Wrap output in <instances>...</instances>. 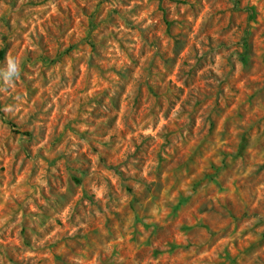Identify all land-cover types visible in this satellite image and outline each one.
I'll list each match as a JSON object with an SVG mask.
<instances>
[{"label": "rangeland", "instance_id": "obj_1", "mask_svg": "<svg viewBox=\"0 0 264 264\" xmlns=\"http://www.w3.org/2000/svg\"><path fill=\"white\" fill-rule=\"evenodd\" d=\"M0 264H264V0H0Z\"/></svg>", "mask_w": 264, "mask_h": 264}, {"label": "clouds", "instance_id": "obj_2", "mask_svg": "<svg viewBox=\"0 0 264 264\" xmlns=\"http://www.w3.org/2000/svg\"><path fill=\"white\" fill-rule=\"evenodd\" d=\"M8 61H9L10 66H12V59L9 58Z\"/></svg>", "mask_w": 264, "mask_h": 264}]
</instances>
